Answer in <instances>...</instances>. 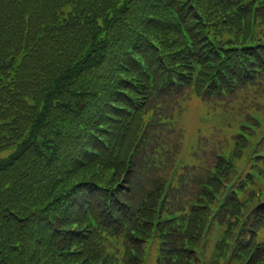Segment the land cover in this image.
I'll list each match as a JSON object with an SVG mask.
<instances>
[{
	"label": "trees",
	"instance_id": "obj_1",
	"mask_svg": "<svg viewBox=\"0 0 264 264\" xmlns=\"http://www.w3.org/2000/svg\"><path fill=\"white\" fill-rule=\"evenodd\" d=\"M254 7L250 0H0V264H143L160 199L167 195L164 209L177 194H168L164 166L152 160L154 143L166 149L170 140L153 127L155 110L176 111L183 92L171 78L186 83L180 73L188 74L192 57L176 13L206 72L194 89L200 96L213 71L208 62L229 61L239 77L238 47L248 51ZM219 183L205 172L185 187L196 203L186 241L199 237L193 225L200 228ZM251 201L248 226L264 215V201ZM168 234L161 261L174 264L175 254L187 264L194 252L176 231ZM249 235L240 244L252 248ZM122 241L127 254H111V243Z\"/></svg>",
	"mask_w": 264,
	"mask_h": 264
},
{
	"label": "rangeland",
	"instance_id": "obj_2",
	"mask_svg": "<svg viewBox=\"0 0 264 264\" xmlns=\"http://www.w3.org/2000/svg\"><path fill=\"white\" fill-rule=\"evenodd\" d=\"M250 3L256 7L259 5V0H252ZM257 79V81L262 80L264 83L263 76ZM255 86H257L256 82ZM244 95L245 94L242 93L241 97L232 100L233 104L231 107H228L229 103L226 105L218 101L211 103L210 98H207V100L202 98L195 99V101H191L187 105L186 113H184L181 118V126L184 132V138L189 141V148L187 151L183 150L182 153L181 142V144L178 145V150L180 155L184 157V162L191 164L190 168H188L189 170H191L195 164H208L210 162L209 155L212 153L213 149L226 152L233 144H237L236 140L239 136L250 135L251 142L248 144L245 137L241 138V141L247 144L245 150L247 154L250 153L249 147L259 142L261 138L260 134H253V131L243 126L244 119H250V113L254 114L255 112H259L256 107L251 108L242 106V101L245 100L243 97ZM257 103L264 106V94L262 97H258ZM259 115H261L260 112ZM237 132L241 134H237ZM257 149L260 151V145L257 146ZM204 154L208 157V160L204 158ZM217 234L218 230H214V238L210 239L211 252L207 256L210 262L216 260L220 254L218 249H214L218 237ZM158 253L159 252L155 250L150 253L154 255V259L152 262L148 260V264H155V255H158ZM212 254L213 256L210 257Z\"/></svg>",
	"mask_w": 264,
	"mask_h": 264
}]
</instances>
